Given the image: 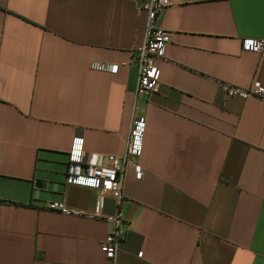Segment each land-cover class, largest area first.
<instances>
[{
  "label": "crops",
  "instance_id": "0c3cea01",
  "mask_svg": "<svg viewBox=\"0 0 264 264\" xmlns=\"http://www.w3.org/2000/svg\"><path fill=\"white\" fill-rule=\"evenodd\" d=\"M139 6L0 0V264H264V51L241 49L264 37V0H171L148 98L134 94ZM134 117L145 119L141 176L125 167L113 263L100 245L116 202L65 183L67 152L81 137L92 165L122 156Z\"/></svg>",
  "mask_w": 264,
  "mask_h": 264
},
{
  "label": "built area",
  "instance_id": "2783aa9c",
  "mask_svg": "<svg viewBox=\"0 0 264 264\" xmlns=\"http://www.w3.org/2000/svg\"><path fill=\"white\" fill-rule=\"evenodd\" d=\"M171 4V0H140V10L145 14L144 38L140 45L132 52L137 65V79L135 98H148L158 92L159 70L157 63L164 58V48L170 40L169 33L159 25V16ZM241 49L247 52L261 54L264 51V37L245 38L241 41ZM89 68L97 72L116 73L117 65L92 62ZM227 96L262 95V88L254 86L250 90H242L234 86L223 85ZM145 128L143 117H134L129 126L122 156L108 155L101 165L86 162L83 151V139L74 137L67 152L65 183L96 189L102 194L111 196L116 202V212L111 216H104L103 221L109 230L100 245L104 256L112 261L116 260L119 246L125 234V221L121 213L124 200L122 193L124 170L127 165L132 166L135 177L140 178L141 167L138 158L142 151V137ZM50 210L68 213L60 202H51L47 206ZM141 256V252L138 253Z\"/></svg>",
  "mask_w": 264,
  "mask_h": 264
}]
</instances>
